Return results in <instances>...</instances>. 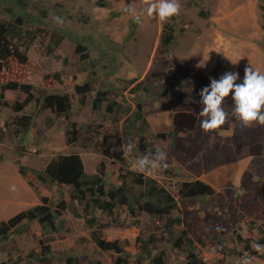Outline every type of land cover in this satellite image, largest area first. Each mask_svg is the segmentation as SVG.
Here are the masks:
<instances>
[{"label": "rangeland", "instance_id": "1", "mask_svg": "<svg viewBox=\"0 0 264 264\" xmlns=\"http://www.w3.org/2000/svg\"><path fill=\"white\" fill-rule=\"evenodd\" d=\"M17 1L21 3L19 10L33 16L30 26L51 27L65 34L66 39L52 54L47 52L48 44L37 42L28 54L26 64L16 65L13 78L33 85L37 96L70 94L74 102L73 121L81 126L92 123L95 138H103L108 131L111 134L119 131L122 143L129 141L131 138L123 129L128 116L122 112L120 122L113 123L111 118L95 112L90 104H82L80 96L75 93L77 84L93 78L97 89H110L112 98L121 102L122 107L136 111L141 104L148 123L145 126L147 144L165 150L173 159L167 162V168L154 170L148 175L174 193L182 181L201 179L214 186L219 194L217 201L202 198L194 207L184 205L179 198V208L174 215L182 217L185 224L177 228V237L189 231V223L195 216L203 218L207 211H212V238L205 245L195 240L199 257L207 264H240L246 255L225 257L215 237L224 234L223 229L229 220L234 227L237 219L241 220L245 210L242 196L247 173L252 174L254 185L264 183V126L253 123L245 127L233 115L234 101L230 94L223 105L228 117L218 131L223 137V146L218 150L208 148L197 157H191L186 152H173L172 139L162 138V135L174 130L177 112L193 111L189 104L201 100L199 94L204 87L210 86L211 79L219 80L225 73L233 72L239 74L237 83H243L246 66L264 74V0H180L179 15L166 22L145 18L129 42L126 38L133 18L123 10L130 4L139 10L142 0L134 3L133 0ZM5 2L8 1L0 0V17L9 15ZM53 15L61 17L64 24L57 25L52 20ZM169 23L175 25L177 38L169 49H165L161 40ZM81 44L85 53L90 55L89 60H83V54L78 52ZM176 58L189 67L192 75H185L176 68ZM57 74L61 78L57 79ZM8 80V74L3 73L2 82ZM142 82L152 91L133 92L134 87ZM1 94L0 88V132L8 131L7 123L18 116L34 115L35 119L25 139V156L18 154L9 131L0 141V222L41 204L43 197H49L52 205L59 202L57 186L42 183L37 172L44 170L60 154H81L89 173L96 172L99 162L107 159L108 187L121 184L119 173L115 172L120 165L112 164L110 158L94 148L67 145L68 122L65 119H57L50 111L41 112L36 102L24 112L17 113L5 102H24L27 95L6 91L2 98ZM50 119L54 120L51 124ZM210 133L204 132L205 135ZM116 141V138L112 139L107 146ZM184 143L191 146L192 142L184 139ZM258 145H262L260 154L253 152ZM114 149L119 151L121 146H114ZM139 156L135 149L128 156L130 170L137 171L133 161ZM18 163L27 169V176L21 175ZM168 171L175 175L168 174ZM67 193L66 190V198L70 201ZM68 215L69 231L54 236L53 250L77 256L81 264H116V255L100 251L91 241L93 227L84 220L74 219L71 212ZM125 223L128 224L125 228L104 230V236L119 241L128 253L130 264H137L141 251L137 238L165 234L159 230L157 221L147 214L141 216L139 224L129 218ZM258 233L248 228L243 230L245 238L257 239ZM41 238V226L32 224L28 233H17L10 239L7 250L0 251V261L12 254L27 264V255L39 247ZM226 242L239 251L244 249L232 234L226 235ZM160 246L166 250L170 264L187 262V244L178 247L176 241L168 238ZM253 258V264H264V254ZM144 264L150 263L146 261Z\"/></svg>", "mask_w": 264, "mask_h": 264}, {"label": "trees", "instance_id": "2", "mask_svg": "<svg viewBox=\"0 0 264 264\" xmlns=\"http://www.w3.org/2000/svg\"><path fill=\"white\" fill-rule=\"evenodd\" d=\"M4 1V0H2ZM5 7L9 15L0 17V88L1 97H5L6 91H19L27 95L24 102L16 101L14 104L5 102L15 112L21 113L32 103H38L41 112L50 111L57 119L63 118L68 122L65 133L67 145L76 148L92 149L99 151L112 164L120 165L115 172L119 173L120 185H107L106 177L109 173L107 159L99 162L97 170L89 173L86 169L85 161L81 154H60L53 159L44 170L37 172V178L44 184L57 186L60 199L56 205H52L49 197H43L42 203L27 210H23L7 221L0 222V251L7 250L6 246L10 239L17 233H28L32 224H39L43 232L39 247L32 250L26 257L27 264H81L77 256L69 255L65 252L56 253L53 250L54 236L69 231L70 217L77 220H84L93 227L91 231V241L100 251L116 255V264H130L128 253L125 247L117 240H109L104 236V230L111 227L125 228L128 226L127 218L133 223L139 224L143 214L149 215L157 221V226L164 236L159 237L152 234L149 237L139 236L137 243L140 248V258L137 264H170L165 249L160 245L168 238L176 241V246L182 247L187 244V262L184 264H207L197 253V240L205 245L212 238L211 219L214 218L212 211H207L205 216H195L189 223V231L183 232L177 237V228L183 226L185 221L174 213L179 208V198L184 201V205L197 206L199 199L210 198L218 200V192L214 186L204 180L182 181L178 184L177 193L167 189L165 186L146 173H140L129 169L128 156L121 150L114 149V146H121L122 139L119 131L111 134L109 131L103 138L94 137V126L89 123L81 126L73 121L74 102L73 97L68 93H48L37 96L34 86L21 83L15 80V67L18 64H26L28 54L37 42L47 45L48 54H52L60 44L66 39V35L59 30L48 26H37L33 28L30 23L33 16L19 10L20 2L6 0ZM205 16V13H201ZM138 25L132 20L130 31L126 38L129 42L137 33ZM177 38V31L173 23L165 27L161 45L169 49ZM78 52L83 54V60H89L90 55L85 53V47L81 44ZM176 68L185 75H192L189 67L179 58L175 59ZM93 64V63H92ZM8 74L9 80L2 82V74ZM59 79L61 76L56 75ZM145 90L151 92L149 86L142 82L134 87L133 92ZM75 93L79 95L82 104H90L95 112H99L112 119L113 123H119L120 115L123 112L127 115L123 129L135 144V150L139 155L148 152H155L156 147L147 144L148 125L146 113L143 106L139 104V109L132 111L131 107H122V103L112 98L110 89H97V82L90 78L82 84H77ZM164 94V93H163ZM89 106V107H90ZM193 111L177 112L174 116V130L168 134H163L162 138L172 139L173 152H186L191 157H197L202 151L208 148L218 150L223 146V137L218 134L222 126L209 135H205L200 128L201 117L199 102L189 104ZM34 115L18 116L13 122L7 123L9 136L14 141L18 154L26 155L25 139L34 126ZM50 124L54 122L49 120ZM0 132V141L8 132ZM117 139L115 143L109 144L112 139ZM184 139L191 141V146L184 143ZM240 146V145H239ZM262 145H258L253 152L261 153ZM165 151V150H164ZM170 153H167V162H172ZM19 164V163H18ZM20 165V164H19ZM20 173L27 176L25 167L20 165ZM168 174H172L168 171ZM172 175H175L174 173ZM32 180V179H31ZM32 183V182H31ZM245 192L242 196L244 201V214L241 220L232 226L229 220L227 227L223 229V235H217L215 239L225 257L232 255L246 257L251 255L261 256L253 249V245L259 243L264 245V183L253 184L252 174L247 173L244 182ZM70 188V189H69ZM66 190L70 201L66 198ZM213 203V202H212ZM262 220V221H261ZM244 228L251 232L258 231L257 239L245 238ZM188 234H191L188 237ZM232 234L236 237L240 245L244 246L243 251L237 247H229L226 242V235ZM225 237V238H224ZM0 264H24L21 259H15L12 254H8V259L0 261Z\"/></svg>", "mask_w": 264, "mask_h": 264}, {"label": "clouds", "instance_id": "3", "mask_svg": "<svg viewBox=\"0 0 264 264\" xmlns=\"http://www.w3.org/2000/svg\"><path fill=\"white\" fill-rule=\"evenodd\" d=\"M135 0H133V3ZM180 0H142V7L138 10L131 4L124 8V12L131 15L134 23L142 26L145 18H157L161 22L179 15ZM52 20L62 26L64 20L59 16H52ZM238 73L228 72L219 80L211 79L210 86L204 87L200 92L201 105L199 116L200 128L205 133L220 128L227 120L228 113L224 108V101L232 94L234 101L233 115L245 126L258 123L264 126V74L251 66L244 70L243 83H237ZM135 149L132 141L121 144V151L125 156H131ZM167 152L163 149L148 152L133 161V167L140 173L151 175L154 170L167 168ZM257 253L264 254V245L254 244ZM251 255L244 257L240 264H253Z\"/></svg>", "mask_w": 264, "mask_h": 264}]
</instances>
